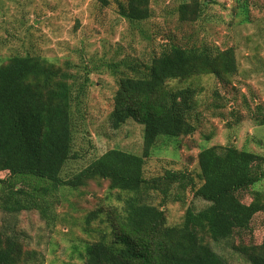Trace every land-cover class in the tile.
Segmentation results:
<instances>
[{"label":"trees","instance_id":"1","mask_svg":"<svg viewBox=\"0 0 264 264\" xmlns=\"http://www.w3.org/2000/svg\"><path fill=\"white\" fill-rule=\"evenodd\" d=\"M113 1L130 22L151 17V0ZM204 6L203 0L182 3L180 19L196 21ZM238 68L233 47L159 42V52L149 63L119 77L109 114L113 129L130 120L143 126L142 153L109 149L64 176L66 164L76 157L75 110L83 104L88 80L78 83L68 68L41 55L7 58L0 63V174L6 173L0 177V208L9 213L35 209L54 216L45 183L60 193V205L70 192L93 180H107L118 192L120 205L109 207L105 216L102 209L85 216L83 231H97L99 236L77 250L83 264H229L208 239H231L250 229L255 216L264 212V192L253 190L247 202L242 198V192L262 179L264 172L259 175L254 165L259 162L263 168L264 156L235 145H213L199 151L197 173L166 168L147 177L145 166L159 139L177 144L195 131L190 119L198 104L197 89L170 83L202 75L225 78ZM188 190L208 205L189 207L181 222L169 224L164 208L185 203ZM98 218L106 225L93 229ZM1 227L0 264H28L34 252ZM233 247L250 264H264V238L259 244Z\"/></svg>","mask_w":264,"mask_h":264},{"label":"rangeland","instance_id":"2","mask_svg":"<svg viewBox=\"0 0 264 264\" xmlns=\"http://www.w3.org/2000/svg\"><path fill=\"white\" fill-rule=\"evenodd\" d=\"M188 1L151 0V17L130 22L119 14L113 0L107 6L99 0H0V63L14 55L37 54L68 68L78 83L88 80L83 104L75 110L76 157L66 164L64 176L109 149L142 153L143 126L130 120L113 129L109 114L119 77L149 63L159 52V42L207 43L221 50L233 47L239 68L225 78L202 75L170 83L174 88L191 85L197 89L198 104L190 119L195 131L177 144L159 139L147 160L146 176L166 168L197 173L199 151L213 145H235L264 156V0H203V14L194 22L179 16V6ZM254 166L259 175L264 172L259 162ZM44 186L55 217L35 209L9 213L0 208V226L34 252L28 264H83L77 250L99 236L97 231H83L85 216L97 209L104 210L105 216L109 207L120 205L118 192L110 189L107 180L97 179L70 192L58 205L60 193L50 184ZM253 190L264 192V175L242 192L244 201L251 200ZM206 205L188 190L185 203H169L164 209L168 223L175 225L187 208L199 210ZM105 225L101 218L92 222L93 229ZM263 238L261 212L250 229L231 239L208 242L229 264H250L233 245L259 244Z\"/></svg>","mask_w":264,"mask_h":264}]
</instances>
